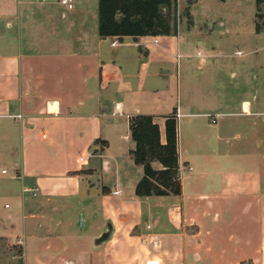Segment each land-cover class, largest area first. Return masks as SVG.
I'll use <instances>...</instances> for the list:
<instances>
[{
	"label": "crops",
	"instance_id": "obj_1",
	"mask_svg": "<svg viewBox=\"0 0 264 264\" xmlns=\"http://www.w3.org/2000/svg\"><path fill=\"white\" fill-rule=\"evenodd\" d=\"M5 1L0 118L17 133L10 178L19 185L21 225L8 214L0 236L22 247V264H186L188 252L213 247L230 255L260 251V237L250 238L256 222L264 223V71L253 69L264 70L256 46L264 32L252 25L253 48L228 72V55L215 44L192 54L187 29L176 36H99L98 0L85 11L93 19L90 29L74 3L66 9L60 0ZM231 30L225 31L238 35ZM172 113L180 193L139 197L135 186L143 169L131 155L129 119L151 115L164 143ZM239 123L242 132L234 129ZM235 139L248 145L235 150ZM112 165L114 177H107ZM238 205L246 216L236 214ZM88 226L94 231L85 232ZM106 230L109 238L95 245ZM147 230L159 245L142 240ZM224 230L229 239L244 235V244H223ZM147 247L163 252L146 256Z\"/></svg>",
	"mask_w": 264,
	"mask_h": 264
},
{
	"label": "rangeland",
	"instance_id": "obj_2",
	"mask_svg": "<svg viewBox=\"0 0 264 264\" xmlns=\"http://www.w3.org/2000/svg\"><path fill=\"white\" fill-rule=\"evenodd\" d=\"M12 2V0H10ZM6 0V4L10 2ZM223 1V0H221ZM220 0H176V8L174 12L171 14L170 23L172 25L171 35H177L179 28L182 29V33L190 30L188 35L189 38H192V47L190 51L192 54H195L197 48H202L207 51L208 45H216L221 53L227 54V60L231 64L229 66L228 72L236 70L235 68H239L241 65V60L244 57L240 56L242 53L247 52V50L253 48V38L251 34V27L254 25L257 26L259 32H264V0L257 6L255 0H225V2H221ZM18 2V1H17ZM198 2H202L200 5ZM74 7L76 10H80L83 12L84 19L86 17V23L90 24L89 29L91 28V23H93V19L90 14L85 13V11H93L96 8L97 0H74ZM223 23L224 26L221 27ZM253 25V26H252ZM226 26V27H225ZM226 28L232 29L231 32L237 30L239 33L235 35V33L226 32ZM222 29V30H221ZM223 30L225 32H223ZM228 33V34H227ZM214 34H220L221 36H214ZM227 34V35H226ZM201 43V45H200ZM259 49H257L258 54L264 53V41L261 45H256ZM239 51V52H238ZM239 53V54H237ZM238 55V56H237ZM197 58L192 59V63H197ZM238 62V63H237ZM210 59L206 61L205 71L210 69ZM213 68H211L212 70ZM258 74L263 69L254 68ZM208 72V71H207ZM227 72V75H228ZM227 78V77H226ZM228 80V79H227ZM240 87V85H239ZM9 119L0 118V169H6L7 174L0 173V220H7V215L10 214V221L15 225H21V196L19 191L18 183L11 179L10 176L13 173V165L15 162L14 154H16V150L10 155L11 148H18V141L16 137V132L14 127L9 126ZM220 122V121H219ZM223 123V121H222ZM236 131L242 132V124H238L237 127L234 128ZM5 137H2V136ZM39 141V140H38ZM121 141V140H120ZM117 141V142H120ZM243 139H235L231 141L232 146L235 150L241 151L243 147H246V143L242 142ZM42 144V141H39V144ZM118 143H115V151H119ZM117 153V152H114ZM81 156H86V152H84ZM129 165V163H128ZM113 170L107 173V177H114V168ZM140 170V168H138ZM130 171L131 170H128ZM124 178L128 177V174L123 167L121 171ZM112 199H117V201H121L119 198L112 195ZM8 203L9 208H3V204ZM241 205L235 207L237 215H244L246 213L242 211ZM75 214V213H74ZM88 216V215H87ZM76 217L78 218V214L76 213ZM94 227L88 226L85 229V232H93ZM84 232V231H83ZM256 232V234H255ZM251 234H255L254 238H250L251 243L253 241H257L258 237H260L259 242L257 244H261L262 248L259 252H249L246 254H236L230 255L229 253L218 252L215 247L210 248L206 251V253L200 251L194 255L192 253L185 254V263L186 264H264V223L262 225L261 221H257L255 225V229L251 232ZM222 243L225 245L238 244L243 245L245 237L244 235H235L233 239H229L228 230L222 231ZM142 240L151 244H158L159 241L157 239L152 238L151 230H147L143 236ZM210 241V240H209ZM189 242V241H187ZM15 241L8 239L7 237L0 236V264H22V247L19 246ZM92 249V246L90 245ZM146 256H152V253L162 254L163 249L159 248L157 250H151L150 247H147ZM189 248V246H188ZM146 249V247H145ZM149 250V251H148ZM245 250V249H244ZM244 253V252H243ZM164 260L166 259L165 254H163ZM177 257V258H176ZM176 259H182V254H177ZM34 255L31 253L29 256V260L32 261ZM162 258V257H161ZM158 260L155 259L154 263ZM153 262L152 260H148L147 263ZM165 262V261H164ZM164 264V263H163Z\"/></svg>",
	"mask_w": 264,
	"mask_h": 264
},
{
	"label": "trees",
	"instance_id": "obj_3",
	"mask_svg": "<svg viewBox=\"0 0 264 264\" xmlns=\"http://www.w3.org/2000/svg\"><path fill=\"white\" fill-rule=\"evenodd\" d=\"M262 1L255 0V3L258 6ZM175 8L176 0H98V35L118 38L169 35ZM129 130L134 142L133 161L143 169L135 194L139 197L178 195L181 185L175 114L165 118L164 143L160 141L158 126L151 115L130 117ZM153 162L160 163L161 168L155 169Z\"/></svg>",
	"mask_w": 264,
	"mask_h": 264
},
{
	"label": "built area",
	"instance_id": "obj_4",
	"mask_svg": "<svg viewBox=\"0 0 264 264\" xmlns=\"http://www.w3.org/2000/svg\"><path fill=\"white\" fill-rule=\"evenodd\" d=\"M60 3L62 5H64V7H66V9L73 8L72 0H60ZM155 41H157V40L155 39ZM196 54H197V56H200V52H197ZM211 122L214 123L215 119H211ZM83 159H84V157H80V160H83ZM5 172H6V169H3L2 173H5ZM24 191H34V192H36V189L35 188H33V189H24ZM115 193H117V192L115 191Z\"/></svg>",
	"mask_w": 264,
	"mask_h": 264
},
{
	"label": "water",
	"instance_id": "obj_5",
	"mask_svg": "<svg viewBox=\"0 0 264 264\" xmlns=\"http://www.w3.org/2000/svg\"><path fill=\"white\" fill-rule=\"evenodd\" d=\"M109 234H110V231L106 230L99 237H96L94 239L95 245H99V244L103 243L105 240H107L109 238Z\"/></svg>",
	"mask_w": 264,
	"mask_h": 264
}]
</instances>
